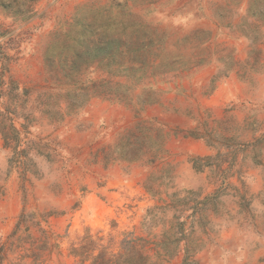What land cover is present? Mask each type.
<instances>
[{
	"label": "rangeland",
	"instance_id": "obj_1",
	"mask_svg": "<svg viewBox=\"0 0 264 264\" xmlns=\"http://www.w3.org/2000/svg\"><path fill=\"white\" fill-rule=\"evenodd\" d=\"M0 264H264V0H0Z\"/></svg>",
	"mask_w": 264,
	"mask_h": 264
}]
</instances>
